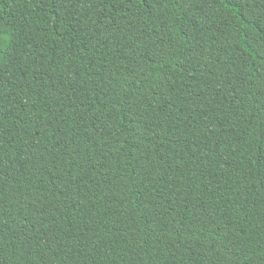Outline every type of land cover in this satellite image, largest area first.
Segmentation results:
<instances>
[{"label":"trees","instance_id":"obj_1","mask_svg":"<svg viewBox=\"0 0 264 264\" xmlns=\"http://www.w3.org/2000/svg\"><path fill=\"white\" fill-rule=\"evenodd\" d=\"M0 264H264V0H0Z\"/></svg>","mask_w":264,"mask_h":264}]
</instances>
